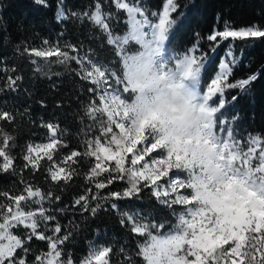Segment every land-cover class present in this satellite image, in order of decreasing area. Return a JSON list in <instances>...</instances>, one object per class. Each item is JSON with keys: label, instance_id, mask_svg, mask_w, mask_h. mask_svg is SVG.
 <instances>
[{"label": "snow or ice", "instance_id": "obj_1", "mask_svg": "<svg viewBox=\"0 0 264 264\" xmlns=\"http://www.w3.org/2000/svg\"><path fill=\"white\" fill-rule=\"evenodd\" d=\"M34 2L49 7L48 0ZM64 4L57 0L56 23L90 24L89 39L103 38L99 46H108L111 54L85 51L82 40L62 42L63 28L55 41L44 39L39 48L16 47L35 72L42 70L39 61L75 63L72 71L90 86L87 102L80 101V146L59 159L68 148L67 129L41 117L47 136L29 142L18 164L16 137L3 122L14 124L17 115L30 111L0 107V175L17 178L0 189V264H113L114 254L118 264H264V133L238 127L239 113L224 115L227 92L248 91L260 75L231 81L239 62L236 42L264 38V25L237 27L225 20L204 36L195 32V43L185 50L173 51L167 45L185 15L179 0H162L156 10L150 0H93L83 11L65 10ZM91 29L99 35L93 37ZM204 41L207 50L200 48ZM225 42L219 70L203 80ZM0 73V96L16 92L23 81L17 66L0 57ZM40 105L47 107L43 100ZM26 173L33 178L46 173L48 189ZM78 177L84 185L71 205L53 208L61 202L55 189L63 192ZM117 182L124 187L112 190ZM146 189L174 222L152 211L120 208V201L139 200ZM109 209L135 238L134 246L127 239L118 249L115 243L90 241L77 261L66 245L80 225L74 219L61 224L56 213L71 210L94 218ZM34 240L45 248L34 249Z\"/></svg>", "mask_w": 264, "mask_h": 264}, {"label": "trees", "instance_id": "obj_2", "mask_svg": "<svg viewBox=\"0 0 264 264\" xmlns=\"http://www.w3.org/2000/svg\"><path fill=\"white\" fill-rule=\"evenodd\" d=\"M150 2L153 10L162 7V0H150ZM179 2L185 15L170 36L167 47L173 51L185 50L186 47L195 43L193 35L195 32L204 36L211 32L214 25L222 27L225 20L232 22L237 27L253 23L264 25V0H179ZM92 3L93 0H65L64 7L65 10L70 8L83 11L87 5ZM48 4L49 7L45 8L36 4L34 0H0V57H5L9 66L16 65L18 73L23 76V81L16 92H8L0 96V107L19 113H23L25 109L30 111V116L17 115L14 124L3 122L5 129L16 137V147L13 149V153L17 155L18 164L21 162L19 159L21 150L29 142H43L47 136V130L40 127L41 117L45 121L58 120L61 128L67 129L64 139L68 142V148L61 149V152L57 154V159L60 155L79 148L81 137L77 133L80 130V118L83 115L80 101L87 102L86 89L90 85L76 77L72 71L77 67L75 63L70 66L55 63L44 65L43 61H39L42 70L35 72L30 58L26 54L23 56L17 54L16 47L19 46L21 50L25 45L39 48L44 39L55 41L57 33L63 28L62 42L70 41L73 44H79L82 40L86 46L85 51L91 47L103 57L111 54L108 46L100 48L99 45L103 38L100 40L89 39L90 24L80 25L78 22H71V20L58 24L54 18L57 0H48ZM183 5H187V7L183 8ZM91 33L93 37L99 35L96 29H91ZM208 43L207 41L202 42L200 48L207 50ZM226 48L227 42L216 51L207 64L206 70L202 73L203 80L214 77L215 72L219 70L218 64L225 55ZM235 53L239 57V62L234 67L233 76L230 78L232 82L246 78L249 74L259 72L260 75L248 91L232 90L227 92L226 98L229 103L224 115L230 117L239 113L238 127L247 129L249 132L264 133V38L236 42ZM54 73H60V75H53ZM3 75L0 73V76ZM49 75H51V79H49ZM53 84L56 85L55 88L52 87ZM80 87L85 89L83 95L79 92ZM233 95L238 97L234 102L231 101ZM42 100L46 103V108L41 107L40 101ZM57 101H64V106L57 108L55 106ZM80 167L83 171L86 170L87 165L81 163ZM25 175L41 188L48 189L49 182L45 178L46 173H38L34 178L29 177L27 173ZM16 179L8 174L0 175V189L10 187ZM83 185L84 180L82 177H78L63 192H60L59 188L55 189L61 195V202L59 205H52V207L70 206L73 197L82 191ZM122 187H124L123 182H117L112 186V190ZM119 204L122 210L152 211L158 215L167 216L174 222L168 209L159 205L147 189L141 193V199L120 201ZM56 216L61 224H67L69 220L74 219L80 225L79 230L74 233L66 245V251H71L77 261L88 251L90 241L99 244L115 243L116 249L125 239L133 246L135 244V238L120 227L117 215L111 209L101 210L94 218L85 213V219L78 212L73 213L71 210L64 214L56 213ZM32 246L36 250L45 248L44 242L35 240L32 242ZM112 260L113 264H118L120 257L114 254Z\"/></svg>", "mask_w": 264, "mask_h": 264}]
</instances>
